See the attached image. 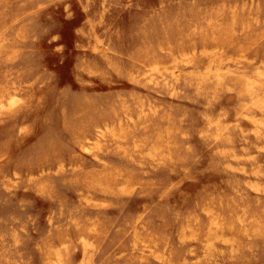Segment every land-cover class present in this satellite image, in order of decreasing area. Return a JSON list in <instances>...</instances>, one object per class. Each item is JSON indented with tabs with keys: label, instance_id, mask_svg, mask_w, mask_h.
<instances>
[{
	"label": "rangeland",
	"instance_id": "1",
	"mask_svg": "<svg viewBox=\"0 0 264 264\" xmlns=\"http://www.w3.org/2000/svg\"><path fill=\"white\" fill-rule=\"evenodd\" d=\"M0 264H264V0H0Z\"/></svg>",
	"mask_w": 264,
	"mask_h": 264
}]
</instances>
